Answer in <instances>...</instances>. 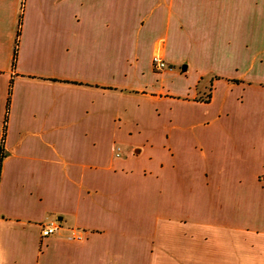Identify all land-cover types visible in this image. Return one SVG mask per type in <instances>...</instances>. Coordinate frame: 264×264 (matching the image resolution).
Listing matches in <instances>:
<instances>
[{
    "label": "crops",
    "instance_id": "1",
    "mask_svg": "<svg viewBox=\"0 0 264 264\" xmlns=\"http://www.w3.org/2000/svg\"><path fill=\"white\" fill-rule=\"evenodd\" d=\"M1 158L0 264H264V0H0Z\"/></svg>",
    "mask_w": 264,
    "mask_h": 264
},
{
    "label": "built area",
    "instance_id": "2",
    "mask_svg": "<svg viewBox=\"0 0 264 264\" xmlns=\"http://www.w3.org/2000/svg\"><path fill=\"white\" fill-rule=\"evenodd\" d=\"M153 65L156 70L162 71L167 69L166 62L162 59L159 54H155L153 58ZM117 155L119 156L120 149H117ZM62 230V223L58 219H49L42 224V235L43 237H50L58 234ZM73 237L82 238L77 236L76 230H73Z\"/></svg>",
    "mask_w": 264,
    "mask_h": 264
},
{
    "label": "trees",
    "instance_id": "3",
    "mask_svg": "<svg viewBox=\"0 0 264 264\" xmlns=\"http://www.w3.org/2000/svg\"><path fill=\"white\" fill-rule=\"evenodd\" d=\"M19 31H18V36H19ZM16 56H17V47L15 48V52H14V62H13V66H15V60H16ZM1 164H2V158L0 159V174H1Z\"/></svg>",
    "mask_w": 264,
    "mask_h": 264
},
{
    "label": "water",
    "instance_id": "4",
    "mask_svg": "<svg viewBox=\"0 0 264 264\" xmlns=\"http://www.w3.org/2000/svg\"><path fill=\"white\" fill-rule=\"evenodd\" d=\"M183 69L186 70V67H184ZM60 220H61V219H59V221H60Z\"/></svg>",
    "mask_w": 264,
    "mask_h": 264
}]
</instances>
